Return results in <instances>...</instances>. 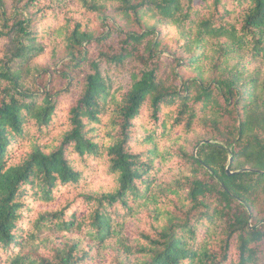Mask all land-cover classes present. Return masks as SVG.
<instances>
[{"label":"trees","instance_id":"16d2710c","mask_svg":"<svg viewBox=\"0 0 264 264\" xmlns=\"http://www.w3.org/2000/svg\"><path fill=\"white\" fill-rule=\"evenodd\" d=\"M0 264H264V0H0Z\"/></svg>","mask_w":264,"mask_h":264},{"label":"rangeland","instance_id":"374dc122","mask_svg":"<svg viewBox=\"0 0 264 264\" xmlns=\"http://www.w3.org/2000/svg\"><path fill=\"white\" fill-rule=\"evenodd\" d=\"M127 65L128 66L126 68V71L123 72L122 75L119 76V74L118 75L111 74L112 75L111 77L115 78L119 84L122 83L124 86L125 85L127 86L130 83V79H131L129 74V69L131 67V64L128 63ZM69 106H70L69 101H64L62 104V107L64 109L69 108Z\"/></svg>","mask_w":264,"mask_h":264},{"label":"water","instance_id":"95a60500","mask_svg":"<svg viewBox=\"0 0 264 264\" xmlns=\"http://www.w3.org/2000/svg\"><path fill=\"white\" fill-rule=\"evenodd\" d=\"M229 174H230V170L228 169V171H227Z\"/></svg>","mask_w":264,"mask_h":264}]
</instances>
